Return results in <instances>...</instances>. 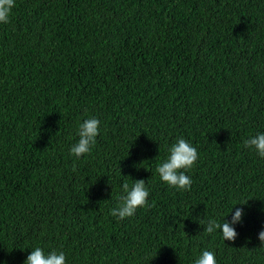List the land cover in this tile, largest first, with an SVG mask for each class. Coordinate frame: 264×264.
Wrapping results in <instances>:
<instances>
[{"label": "trees", "instance_id": "1", "mask_svg": "<svg viewBox=\"0 0 264 264\" xmlns=\"http://www.w3.org/2000/svg\"><path fill=\"white\" fill-rule=\"evenodd\" d=\"M258 133L264 0H15L0 23V264L35 247L66 264H194L203 250L264 264V158L243 146ZM179 138L198 153L189 190L156 173ZM139 179L147 205L111 216ZM240 206L234 241L205 234Z\"/></svg>", "mask_w": 264, "mask_h": 264}, {"label": "clouds", "instance_id": "2", "mask_svg": "<svg viewBox=\"0 0 264 264\" xmlns=\"http://www.w3.org/2000/svg\"><path fill=\"white\" fill-rule=\"evenodd\" d=\"M14 7L15 0H0V23L7 24L9 22V16ZM99 125L100 121L95 117L85 119L79 124L77 130L79 139L71 146V155L79 158L90 152L91 147L96 143ZM243 146L254 151L260 158H264V133H258L253 137H249L243 142ZM197 159L198 153L196 148L185 139L179 138L168 149V156L156 168V173L160 180L170 188L189 190L192 180L182 170L192 168ZM148 196L149 191L146 188L145 180H134V183L131 185L125 181L121 184V195L118 198L120 203L117 207L110 210V215L116 217L118 220L131 217L135 214L137 208L147 205ZM243 215V208H236L230 221L223 218V223H220L215 219H210L207 221V225L203 231L205 234H212L219 230L224 241H234L237 237L234 225L242 221ZM258 239L260 245L264 247V230L259 232ZM23 264H66V257L62 251L57 252L52 250L45 254L41 247H35L27 255ZM194 264H216L214 252L210 250L201 251L200 255L195 259Z\"/></svg>", "mask_w": 264, "mask_h": 264}, {"label": "bare ground", "instance_id": "3", "mask_svg": "<svg viewBox=\"0 0 264 264\" xmlns=\"http://www.w3.org/2000/svg\"><path fill=\"white\" fill-rule=\"evenodd\" d=\"M213 181V180H212ZM229 183V182H228ZM233 188H234V185H233ZM227 189H228V185H227ZM235 191V190H234ZM239 194V193H238ZM219 195V194H218ZM236 197V196H235ZM232 198V197H231ZM227 199V198H226ZM231 202V201H230ZM235 203V202H234ZM255 203V202H254ZM223 204V203H222ZM246 207V206H245ZM231 208V207H230ZM240 208H241V206H240ZM235 209V208H234ZM245 210H247V209H245ZM234 213V212H233ZM227 215V214H226ZM225 214H224V216H226ZM231 216V215H230ZM228 217V216H227ZM261 227H262V225H261ZM261 229H263V228H261ZM243 239V238H242ZM230 244V243H229ZM237 246V245H236ZM215 247V246H214ZM238 248V247H237ZM226 249V248H225ZM230 249V248H229ZM212 250H213V248H212ZM237 250V249H236ZM229 252V251H228ZM264 255V254H263ZM226 257V256H225Z\"/></svg>", "mask_w": 264, "mask_h": 264}]
</instances>
